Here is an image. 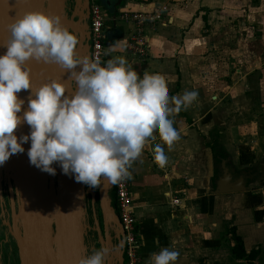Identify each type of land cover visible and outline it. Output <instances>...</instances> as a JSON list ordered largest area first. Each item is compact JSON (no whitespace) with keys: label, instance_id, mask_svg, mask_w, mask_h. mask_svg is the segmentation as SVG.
<instances>
[{"label":"crops","instance_id":"obj_1","mask_svg":"<svg viewBox=\"0 0 264 264\" xmlns=\"http://www.w3.org/2000/svg\"><path fill=\"white\" fill-rule=\"evenodd\" d=\"M111 1L117 12L107 14L106 60L123 56L138 75L159 74L170 97L198 93L172 116L180 138L165 147L166 166L150 151L162 144L157 137L131 169L141 264L161 247L179 252L176 264H249L234 257L232 232L246 255L256 253L253 264H264V0ZM152 10L168 24L145 31L148 50L139 58L124 48L135 26L118 13ZM215 153L226 158L218 163ZM223 168L224 188L238 192L213 193Z\"/></svg>","mask_w":264,"mask_h":264},{"label":"clouds","instance_id":"obj_2","mask_svg":"<svg viewBox=\"0 0 264 264\" xmlns=\"http://www.w3.org/2000/svg\"><path fill=\"white\" fill-rule=\"evenodd\" d=\"M7 29V51L0 55V166L23 153L22 145L30 141L29 162L41 171L55 175L51 165L56 162L63 174L90 188L102 181L116 185L131 179L133 164L157 137L162 144L155 143L150 151L158 167L166 166L165 147L171 151L180 138L172 116L196 101L195 90L170 97L159 74L140 76L123 56L103 65L79 56L78 38L59 17L29 11ZM30 60L67 71L73 91L59 79L33 89ZM21 90L30 93L22 117ZM22 122L30 131L18 142L14 130ZM122 247V242L102 246L78 264H106ZM178 256V251L161 247L150 253L147 264H176Z\"/></svg>","mask_w":264,"mask_h":264},{"label":"water","instance_id":"obj_3","mask_svg":"<svg viewBox=\"0 0 264 264\" xmlns=\"http://www.w3.org/2000/svg\"><path fill=\"white\" fill-rule=\"evenodd\" d=\"M69 3V7L66 5ZM88 0H0V55L7 51L4 44L10 37L7 25L29 11H39L61 19L64 27L78 38L77 54L90 59L88 27L83 23ZM64 10L70 13L68 19ZM117 9L115 6L114 15ZM31 67L32 88L36 89L51 79H59L73 91L67 71L55 64L27 62ZM79 70V68H77ZM29 91L21 90L18 98L25 101L21 112L27 110ZM34 98V96L32 97ZM15 131L18 137L29 134L30 127L22 122ZM23 153L13 154L0 166L15 172V190L8 186L11 203V224H6L15 243L18 264H78L79 260L92 254L100 247H113L122 242L118 254L110 256L106 264H124V233L117 212L112 205L110 192L113 185L107 181L96 189L76 182L73 175L63 174L58 163L51 167L55 175L41 171L31 165L27 155L30 141L22 145ZM229 175L223 173L214 181L215 194L238 192L240 189H225ZM16 192L17 210L14 208ZM90 197L91 217L86 216L83 199ZM97 202V205H96ZM91 221V224H90ZM90 237L92 241L89 243Z\"/></svg>","mask_w":264,"mask_h":264},{"label":"built area","instance_id":"obj_4","mask_svg":"<svg viewBox=\"0 0 264 264\" xmlns=\"http://www.w3.org/2000/svg\"><path fill=\"white\" fill-rule=\"evenodd\" d=\"M90 1V59L99 60L103 65L107 60L105 41H106V22L107 13L102 8L99 0ZM116 19L115 17L113 18ZM117 19L123 23H132L135 30L131 37L126 41L124 48L127 52L144 58L147 54L148 44L145 31L153 29L157 25L166 26L168 19L158 10L152 11H121ZM115 196V206L117 215L124 233V264H141L138 254L139 241L135 229V218L131 208V194L129 190V180L113 185ZM172 205H178L179 200H172Z\"/></svg>","mask_w":264,"mask_h":264},{"label":"flooded vegetation","instance_id":"obj_5","mask_svg":"<svg viewBox=\"0 0 264 264\" xmlns=\"http://www.w3.org/2000/svg\"><path fill=\"white\" fill-rule=\"evenodd\" d=\"M66 5L69 7V3L66 2ZM70 13L67 10H64L63 15H66L67 18H70ZM85 13V18H83V23L88 27L89 38L85 37V42L83 44L88 46V51L90 55L91 48V38H90V1L87 2V7L83 11ZM0 171V264H16L18 262L17 250L15 243L10 237V232L6 224H11V203H10V194L8 186L11 185L13 190H15V185L13 183V177L15 172L8 168V170ZM96 189V188H95ZM112 199V198H111ZM14 208L17 210L16 205V192H14ZM97 205V202H96ZM91 217V216H90ZM89 218V217H88ZM90 219V218H89ZM91 224V221H90ZM8 255V258L4 257ZM8 261V262H6Z\"/></svg>","mask_w":264,"mask_h":264},{"label":"trees","instance_id":"obj_6","mask_svg":"<svg viewBox=\"0 0 264 264\" xmlns=\"http://www.w3.org/2000/svg\"><path fill=\"white\" fill-rule=\"evenodd\" d=\"M99 3L102 6V8L106 11V13L108 15H110V16L114 15L115 6H114V4L112 3L111 0H99ZM224 158H226V157L223 154L219 153L216 156V153H215V159H216V161L218 163L220 162L221 159H224ZM85 187H87V185H85ZM110 198H112V205L115 208V211L117 212L116 206H115V201H114L115 200L114 199L115 196H114L113 188L111 189V192H110ZM83 204H84L83 207L85 209L86 216H88L90 218V216H91V206H90V197L89 196H86L83 199ZM232 237H233V240L235 242V245H234V248H233L234 257L235 258H239V259L246 258L249 261V264H253V260H254V258L256 256V253L252 252L249 255H246L244 250H243L241 239L238 238L235 235L234 232H232Z\"/></svg>","mask_w":264,"mask_h":264},{"label":"rangeland","instance_id":"obj_7","mask_svg":"<svg viewBox=\"0 0 264 264\" xmlns=\"http://www.w3.org/2000/svg\"><path fill=\"white\" fill-rule=\"evenodd\" d=\"M238 5H239V4H238ZM238 5H236V6L233 8V11H234V14H235V15L238 14V13H240V8H241V6H238ZM253 9H254V8H253ZM262 10H264V7H262ZM247 13H250L251 16H253L254 18L257 16V10H256V9H254L253 12H247ZM253 27L256 28L255 26H253ZM88 241H89V243H90V242L92 241V238L90 237V239H89ZM4 258L7 259V258H8V255L5 256ZM6 262H8V261H6ZM4 264H6V263L4 262ZM9 264H11V263H9ZM16 264H18V262H17Z\"/></svg>","mask_w":264,"mask_h":264}]
</instances>
